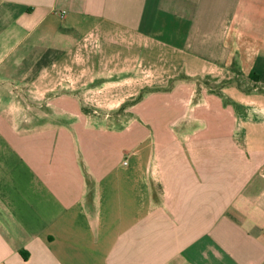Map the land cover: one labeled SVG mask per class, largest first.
I'll return each mask as SVG.
<instances>
[{
	"label": "crops",
	"instance_id": "1",
	"mask_svg": "<svg viewBox=\"0 0 264 264\" xmlns=\"http://www.w3.org/2000/svg\"><path fill=\"white\" fill-rule=\"evenodd\" d=\"M0 264H264V0H0Z\"/></svg>",
	"mask_w": 264,
	"mask_h": 264
},
{
	"label": "rangeland",
	"instance_id": "2",
	"mask_svg": "<svg viewBox=\"0 0 264 264\" xmlns=\"http://www.w3.org/2000/svg\"><path fill=\"white\" fill-rule=\"evenodd\" d=\"M215 79H212V78H203V79H200V82H202V85L203 87L205 88H208L210 90H207V92L211 93L212 92H218V89H217V86H220V84H217V83H214ZM192 83H194V90L198 92V89H199V85H200V82H198V77L197 78H194L192 81ZM173 82H171L170 84H167L166 87L164 88V90H155V91H169L171 88H173V85L175 84H172ZM176 83V81H175ZM148 90V88H143L142 90H140V93L139 95L137 96V98L135 100L132 101V104H136L138 102H144V94L146 93L145 91ZM193 90V92H194ZM184 92H189V91H184ZM192 92V91H190ZM194 98L195 96H193L191 98L190 101L188 100H185V99H182V101L180 102H177L179 104V106L183 107V108H193L196 104H198V101H194ZM141 102V103H142ZM91 109H95L93 106H89V105H85ZM130 102H127L125 103L122 107H120V112L122 110V113L120 114V117H114V119H120L123 123L128 119V113L124 112L123 110H126L130 107ZM118 108V107H117ZM125 116H128L127 118ZM100 119V118H99ZM109 120V119H108ZM111 120V119H110Z\"/></svg>",
	"mask_w": 264,
	"mask_h": 264
},
{
	"label": "built area",
	"instance_id": "3",
	"mask_svg": "<svg viewBox=\"0 0 264 264\" xmlns=\"http://www.w3.org/2000/svg\"><path fill=\"white\" fill-rule=\"evenodd\" d=\"M58 15H59L60 18H62L63 15H64V12H60ZM124 164H126V163L124 162Z\"/></svg>",
	"mask_w": 264,
	"mask_h": 264
},
{
	"label": "trees",
	"instance_id": "4",
	"mask_svg": "<svg viewBox=\"0 0 264 264\" xmlns=\"http://www.w3.org/2000/svg\"><path fill=\"white\" fill-rule=\"evenodd\" d=\"M177 79H182V78H184V77H182V76H178V77H176ZM127 103V102H126ZM130 104H132V101L130 102Z\"/></svg>",
	"mask_w": 264,
	"mask_h": 264
}]
</instances>
